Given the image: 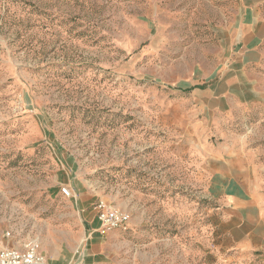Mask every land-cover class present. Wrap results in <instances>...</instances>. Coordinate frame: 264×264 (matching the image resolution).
I'll return each mask as SVG.
<instances>
[{
    "label": "rangeland",
    "instance_id": "rangeland-1",
    "mask_svg": "<svg viewBox=\"0 0 264 264\" xmlns=\"http://www.w3.org/2000/svg\"><path fill=\"white\" fill-rule=\"evenodd\" d=\"M261 18L264 0H0V231L76 246L83 193L130 215L111 264H264L230 249L208 172L264 160V43L237 64ZM228 68L239 97L217 99Z\"/></svg>",
    "mask_w": 264,
    "mask_h": 264
},
{
    "label": "crops",
    "instance_id": "crops-1",
    "mask_svg": "<svg viewBox=\"0 0 264 264\" xmlns=\"http://www.w3.org/2000/svg\"><path fill=\"white\" fill-rule=\"evenodd\" d=\"M254 25L242 40L238 66L253 64V56L260 54L257 49L264 43V18H261L259 25ZM240 76L238 70L225 69L217 81L216 89L210 87V92L215 91L213 96L217 99L239 97L236 90L242 81ZM217 160H221L220 165L208 167L211 178L209 191L221 202L227 228L225 236L230 242V249L247 255L257 252L264 258V172L261 173L264 171V160L255 165L250 157L236 152ZM80 198L76 206L82 213L84 229L79 234L78 244H56L51 247L39 243L40 253L46 259L45 264H111L109 241L116 231L101 234L97 214L88 210L89 197L80 193ZM8 236L0 231V251L7 248L21 249L30 241L14 242Z\"/></svg>",
    "mask_w": 264,
    "mask_h": 264
},
{
    "label": "built area",
    "instance_id": "built-area-1",
    "mask_svg": "<svg viewBox=\"0 0 264 264\" xmlns=\"http://www.w3.org/2000/svg\"><path fill=\"white\" fill-rule=\"evenodd\" d=\"M62 193L66 197H72L69 188H63ZM95 211L100 223L99 232L103 235L113 231H128L130 215L115 207L108 206L100 201ZM46 259L40 253V245L37 241L30 240L23 248H7L0 251V264H45Z\"/></svg>",
    "mask_w": 264,
    "mask_h": 264
}]
</instances>
